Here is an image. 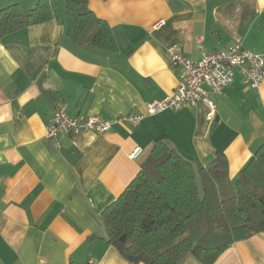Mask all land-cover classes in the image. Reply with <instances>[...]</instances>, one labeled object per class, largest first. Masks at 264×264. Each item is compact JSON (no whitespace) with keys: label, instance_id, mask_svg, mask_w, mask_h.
<instances>
[{"label":"crops","instance_id":"1","mask_svg":"<svg viewBox=\"0 0 264 264\" xmlns=\"http://www.w3.org/2000/svg\"><path fill=\"white\" fill-rule=\"evenodd\" d=\"M54 19L0 39V264H131L107 240L104 209L135 178L158 140L196 169L217 154L235 181L264 143V82L239 73L204 103L117 123L104 134L48 138L58 106L72 115L113 118L145 113L179 81L169 49L198 61L241 43L264 54V0H89L118 48L78 45L68 35L64 0ZM38 0H0V10ZM142 151L136 158L135 147ZM179 264H202L188 254ZM213 264H264V231L233 243Z\"/></svg>","mask_w":264,"mask_h":264},{"label":"trees","instance_id":"2","mask_svg":"<svg viewBox=\"0 0 264 264\" xmlns=\"http://www.w3.org/2000/svg\"><path fill=\"white\" fill-rule=\"evenodd\" d=\"M64 1L73 41L117 50L111 26L94 15L89 0ZM55 17L49 0H38L26 12L9 5L0 10V39ZM102 217L108 242L131 264H179L188 254L213 264L236 241L264 231V143L233 181L225 154L196 169L158 140Z\"/></svg>","mask_w":264,"mask_h":264},{"label":"built area","instance_id":"3","mask_svg":"<svg viewBox=\"0 0 264 264\" xmlns=\"http://www.w3.org/2000/svg\"><path fill=\"white\" fill-rule=\"evenodd\" d=\"M173 66L179 69L176 91L162 100L151 101L145 113H135L113 118L98 115H72L65 106H58L47 124L48 138L84 131L99 134L108 132L117 123L138 124L146 115H155L166 110H180L188 106L204 103L208 117L215 118L217 113L213 96H219L239 73L243 82L252 88H259L264 82V54L247 50L239 42L224 49L204 53L194 61L185 56L178 48L169 49ZM142 149L137 146L130 153L136 158Z\"/></svg>","mask_w":264,"mask_h":264}]
</instances>
